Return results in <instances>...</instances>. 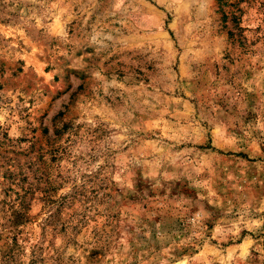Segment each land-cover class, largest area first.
<instances>
[{
    "label": "rangeland",
    "instance_id": "374dc122",
    "mask_svg": "<svg viewBox=\"0 0 264 264\" xmlns=\"http://www.w3.org/2000/svg\"><path fill=\"white\" fill-rule=\"evenodd\" d=\"M0 264H264V0H0Z\"/></svg>",
    "mask_w": 264,
    "mask_h": 264
}]
</instances>
